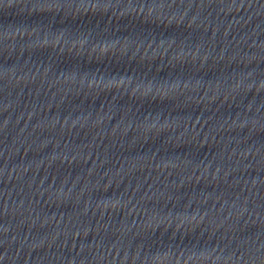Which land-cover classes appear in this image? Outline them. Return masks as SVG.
<instances>
[{"label": "water", "instance_id": "obj_1", "mask_svg": "<svg viewBox=\"0 0 264 264\" xmlns=\"http://www.w3.org/2000/svg\"><path fill=\"white\" fill-rule=\"evenodd\" d=\"M0 264H264V0H0Z\"/></svg>", "mask_w": 264, "mask_h": 264}]
</instances>
